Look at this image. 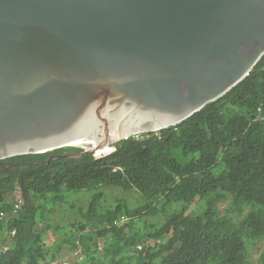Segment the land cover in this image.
Returning a JSON list of instances; mask_svg holds the SVG:
<instances>
[{
    "label": "trees",
    "instance_id": "1",
    "mask_svg": "<svg viewBox=\"0 0 264 264\" xmlns=\"http://www.w3.org/2000/svg\"><path fill=\"white\" fill-rule=\"evenodd\" d=\"M83 149L0 160V264H264V56L177 126Z\"/></svg>",
    "mask_w": 264,
    "mask_h": 264
},
{
    "label": "water",
    "instance_id": "2",
    "mask_svg": "<svg viewBox=\"0 0 264 264\" xmlns=\"http://www.w3.org/2000/svg\"><path fill=\"white\" fill-rule=\"evenodd\" d=\"M264 56V0H0V160L177 126Z\"/></svg>",
    "mask_w": 264,
    "mask_h": 264
},
{
    "label": "rangeland",
    "instance_id": "3",
    "mask_svg": "<svg viewBox=\"0 0 264 264\" xmlns=\"http://www.w3.org/2000/svg\"><path fill=\"white\" fill-rule=\"evenodd\" d=\"M112 195H115L114 193H112ZM78 197H79V195L78 194H75V195H70L69 196V203L68 204H65V210H67L68 212H70V213H74V215L77 217V216H79L80 215V207H81V202L78 200ZM53 212H55V213H57L58 212V210L56 209H53ZM71 229H70V227H66V231L67 232H71L70 231ZM45 238V237H44ZM48 238H46V240H47ZM100 242L101 243H103V240L102 239H100ZM78 252L79 253H81L79 250H78ZM75 254H76V252L75 253H73L72 254V252L70 253V254H67L66 255V257H61V258H59V259H57V260H54V263H61V262H64V261H69V260H72L71 258H73L74 256H75ZM256 255H258V254H256ZM81 256V255H80Z\"/></svg>",
    "mask_w": 264,
    "mask_h": 264
},
{
    "label": "clouds",
    "instance_id": "4",
    "mask_svg": "<svg viewBox=\"0 0 264 264\" xmlns=\"http://www.w3.org/2000/svg\"><path fill=\"white\" fill-rule=\"evenodd\" d=\"M236 85H237V84H236ZM236 85H235V86H236ZM231 89H232V88H231ZM231 89H230V90H231ZM227 93H228V92H227ZM227 93H226V94H227ZM220 98H221V97H220ZM220 98H219V99H220ZM141 134H143V133H141ZM141 134H138V135H135V136H139V135H141ZM114 148H115V146H113L112 151L101 152V153H98V154H97V151H95V152H93V154L96 155V156L107 155V154L113 152V151H114ZM77 251H78V250H77Z\"/></svg>",
    "mask_w": 264,
    "mask_h": 264
},
{
    "label": "bare ground",
    "instance_id": "5",
    "mask_svg": "<svg viewBox=\"0 0 264 264\" xmlns=\"http://www.w3.org/2000/svg\"><path fill=\"white\" fill-rule=\"evenodd\" d=\"M107 148H108V147H107ZM107 148H106V149H107ZM98 151H101V150H98Z\"/></svg>",
    "mask_w": 264,
    "mask_h": 264
}]
</instances>
